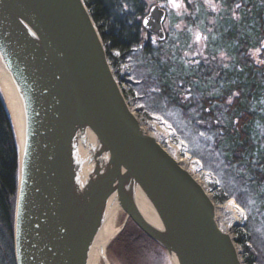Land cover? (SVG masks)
Here are the masks:
<instances>
[{
    "label": "water",
    "instance_id": "obj_1",
    "mask_svg": "<svg viewBox=\"0 0 264 264\" xmlns=\"http://www.w3.org/2000/svg\"><path fill=\"white\" fill-rule=\"evenodd\" d=\"M165 17L143 19L159 41ZM2 84L18 112L15 264H113L129 220L171 264H244L204 183L131 108L84 0H0Z\"/></svg>",
    "mask_w": 264,
    "mask_h": 264
},
{
    "label": "trees",
    "instance_id": "obj_2",
    "mask_svg": "<svg viewBox=\"0 0 264 264\" xmlns=\"http://www.w3.org/2000/svg\"><path fill=\"white\" fill-rule=\"evenodd\" d=\"M188 2L189 0H181ZM101 35L113 73L130 103L141 101L149 112L174 113L178 138L212 177L216 204L230 199L246 211V221L234 234L244 264H264V0H217L192 9L208 35L207 57L186 61L178 49L187 47L190 33L177 41L154 40L143 26L146 0H84ZM239 5V7H237ZM193 25V20H187ZM153 42L158 47H154ZM163 47V50H162ZM260 50L261 64L251 51ZM226 54V55H225ZM228 60L217 64L219 56ZM153 75L141 82L120 75L121 65L139 59ZM221 59V58H220ZM137 63V62H136ZM139 69V65H137ZM140 110V108H138ZM144 123L143 118L140 119ZM189 125L191 132L183 125ZM18 183V147L7 107L0 95V264H15L13 225ZM165 250L129 220L113 241L111 256L134 264L144 251ZM122 255V256H121ZM117 257V258H116ZM130 260H133L132 262Z\"/></svg>",
    "mask_w": 264,
    "mask_h": 264
},
{
    "label": "rangeland",
    "instance_id": "obj_3",
    "mask_svg": "<svg viewBox=\"0 0 264 264\" xmlns=\"http://www.w3.org/2000/svg\"><path fill=\"white\" fill-rule=\"evenodd\" d=\"M148 4V12L150 8L154 5H159L162 9L166 12V20L164 24V30L166 35L169 36V39L165 42L166 47L163 50L167 52L168 47L171 46L173 41H177V32H182L186 29L187 32L190 33V42L188 46L180 48L181 44L178 42L177 46L178 49L175 51L181 52L184 55L186 61H199L203 60L207 57L208 54L206 53L205 47L208 42V35L206 30L203 28V24H200V20H196L195 14H191L189 7L192 9L196 8L200 2H204L206 8H211L217 6V0H189L188 2H183L181 0H175V3H172V0H146ZM147 12V13H148ZM187 20H193V25H189ZM154 47H158L155 42H153ZM168 53V52H167ZM226 55V54H225ZM260 50L251 51V57L255 61L256 64H261V59L259 57ZM220 58L216 61L217 64L222 65L225 63L228 58L226 56H219ZM137 62V63H136ZM139 65V69L137 68ZM128 72V77L130 80L133 79L138 83L141 82V76L144 75H153L151 70V65L147 64L143 61L142 56L139 59H130L127 63L121 65V72L120 75L123 78H126V73ZM122 89L128 92V84L123 83ZM0 95L5 103L4 95L0 86ZM131 108L135 111L139 119L143 118L144 123L143 125L147 129L150 134H154L157 136L159 142L173 155L178 156L179 159H186L187 160V167L191 169L192 172L204 183L206 188L209 190L211 195L213 194L210 191L209 184L213 182V177L203 168L201 161L193 156L191 153L188 143L184 138H178V131L177 127L178 123L175 121V114L168 112H150L149 118L148 116L144 117L140 112L144 109V114L146 115L149 110L146 108L145 104L141 101L133 100L132 98L129 100ZM6 105V104H5ZM140 108V110L138 109ZM177 126V127H176ZM183 128L188 132L191 130L189 129V125H183ZM213 196V195H212ZM220 206V208H219ZM220 219L221 222L227 224L228 226L232 225V229H234V233L244 225L246 221V211L245 209L240 206L237 201L230 199L229 201L219 204L217 208V221ZM219 222V221H218ZM124 231V230H123ZM122 231V232H123ZM108 250V254L110 260L113 264H125L123 258H113L111 256V246ZM167 256V254H166ZM134 264H171L167 257L163 256L160 250H154L153 252L144 251L140 255V257H133ZM133 260H130L131 262Z\"/></svg>",
    "mask_w": 264,
    "mask_h": 264
},
{
    "label": "bare ground",
    "instance_id": "obj_4",
    "mask_svg": "<svg viewBox=\"0 0 264 264\" xmlns=\"http://www.w3.org/2000/svg\"><path fill=\"white\" fill-rule=\"evenodd\" d=\"M2 85H3L2 89H3V95H4V100H5L6 106H7L8 110H9V112L11 113V116L13 117V120L15 122H18V112H17V104L15 102V96H13V94L11 92V88L9 87V85H4V84H2ZM178 161H180V160L178 159ZM180 164L182 166H186L187 167V165H186L187 164V160L186 159L181 160Z\"/></svg>",
    "mask_w": 264,
    "mask_h": 264
},
{
    "label": "built area",
    "instance_id": "obj_5",
    "mask_svg": "<svg viewBox=\"0 0 264 264\" xmlns=\"http://www.w3.org/2000/svg\"><path fill=\"white\" fill-rule=\"evenodd\" d=\"M178 159H179V157H178ZM179 160L181 161L182 159H179ZM219 208H220V206H219ZM218 221H219V224L221 225L222 228H224L225 230H227L229 233L234 234V229L231 228L232 225H230L231 226L230 227L227 224H224L223 222H221L220 219Z\"/></svg>",
    "mask_w": 264,
    "mask_h": 264
},
{
    "label": "snow or ice",
    "instance_id": "obj_6",
    "mask_svg": "<svg viewBox=\"0 0 264 264\" xmlns=\"http://www.w3.org/2000/svg\"><path fill=\"white\" fill-rule=\"evenodd\" d=\"M172 3H175V0H172ZM237 7H239V5H237Z\"/></svg>",
    "mask_w": 264,
    "mask_h": 264
},
{
    "label": "flooded vegetation",
    "instance_id": "obj_7",
    "mask_svg": "<svg viewBox=\"0 0 264 264\" xmlns=\"http://www.w3.org/2000/svg\"><path fill=\"white\" fill-rule=\"evenodd\" d=\"M166 19V18H165ZM164 24H165V21H164ZM154 38V40H155V37H153Z\"/></svg>",
    "mask_w": 264,
    "mask_h": 264
}]
</instances>
